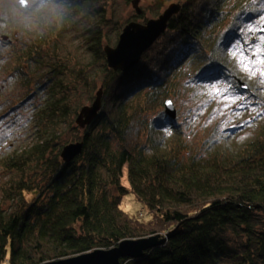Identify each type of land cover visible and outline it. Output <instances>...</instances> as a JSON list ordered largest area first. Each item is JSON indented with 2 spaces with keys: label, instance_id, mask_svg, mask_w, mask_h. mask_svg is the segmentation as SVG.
Instances as JSON below:
<instances>
[{
  "label": "trees",
  "instance_id": "1",
  "mask_svg": "<svg viewBox=\"0 0 264 264\" xmlns=\"http://www.w3.org/2000/svg\"><path fill=\"white\" fill-rule=\"evenodd\" d=\"M51 1L58 12L24 43L16 69L28 59L39 63L32 55L62 33L103 18L110 0ZM258 1L178 0L180 11L135 67L115 71L104 63L97 118L78 125V139L62 145L61 124L79 110L59 90L67 86L63 80L57 92L56 84L48 86L33 109L35 140L1 159L10 175L2 195L16 206L0 208V264H43L171 231L120 264H264V125L236 152L212 150L214 139L205 152H194L164 107L188 67L197 81L220 72L226 37L234 36L236 21L254 15ZM36 3L28 9L39 25L43 7ZM92 37L106 61L101 29ZM74 141L83 142L82 151L64 162L61 148ZM128 194L144 211L123 208Z\"/></svg>",
  "mask_w": 264,
  "mask_h": 264
},
{
  "label": "rangeland",
  "instance_id": "2",
  "mask_svg": "<svg viewBox=\"0 0 264 264\" xmlns=\"http://www.w3.org/2000/svg\"><path fill=\"white\" fill-rule=\"evenodd\" d=\"M27 1L28 6L25 8L18 0L0 1V208L5 210L16 205L2 195L1 187L10 175L1 166V159L35 140L37 133L33 124V109L45 96L48 86L56 84L58 79L63 80L69 88L64 86L59 89L56 84L55 91H65L70 96L72 109L78 111L83 105L92 102V97L102 84L104 63H107L96 54L93 31L101 29L103 45H115L122 27L128 21L142 22L157 17L170 3L178 2L138 0L137 6L143 15V18H139L133 1L110 0L103 18L95 17L62 33L40 55H32L39 63L28 59L22 62L20 69H16L15 56L25 47L24 43H29L35 32L48 25L52 15L59 9L58 4L51 0ZM34 1H38L36 9L43 7V23L39 25L32 10L28 9ZM253 18V27L258 29L264 26V0L258 1L254 15L236 21L232 27L235 29L234 36L239 28L243 38L251 40L252 33H248L244 21ZM259 34L256 33L257 36ZM2 35H7L9 40L2 39ZM225 45L220 50L221 70L214 78L207 81L200 77L197 81V76L193 75L195 69L189 70L188 67L177 94L170 96L176 108L173 124L184 130V137L194 152H205L212 139L215 140L210 145L212 150L220 147L236 152L248 141L255 139L260 127L264 125V83L260 82L259 74L250 76L243 71L242 65L237 64L236 57L230 54ZM235 47H239V44ZM261 58L264 59V54H261ZM212 84L220 90V96L213 95L215 89H212ZM224 95L229 99L224 100ZM76 116L71 114L69 123L61 124V145L67 140L78 139L81 128L75 121ZM123 182L127 184L125 176ZM125 198L122 206L127 212L134 214L143 210L139 200L132 194ZM261 217L264 220V215Z\"/></svg>",
  "mask_w": 264,
  "mask_h": 264
},
{
  "label": "water",
  "instance_id": "3",
  "mask_svg": "<svg viewBox=\"0 0 264 264\" xmlns=\"http://www.w3.org/2000/svg\"><path fill=\"white\" fill-rule=\"evenodd\" d=\"M135 11L138 15L142 10L137 6L138 0H132ZM21 6L28 4L27 0H18ZM181 9L179 2L170 3L157 17L145 21L130 20L123 27L118 35L115 45L106 44L104 53L107 66L115 71H127L135 67L143 53L164 33L168 27L169 20ZM2 39L9 40L7 35ZM103 90L100 87L95 98L90 104L83 105L75 118L77 125L84 127L92 123L102 108ZM165 112L175 118L176 108L171 98L164 103ZM83 148V142L74 141L62 146L60 157L68 162L78 155ZM171 232L159 239V234L139 238H126L111 248H97L75 256L58 260L47 261L43 264H120L123 258H138L151 247L163 243L171 236Z\"/></svg>",
  "mask_w": 264,
  "mask_h": 264
},
{
  "label": "snow or ice",
  "instance_id": "4",
  "mask_svg": "<svg viewBox=\"0 0 264 264\" xmlns=\"http://www.w3.org/2000/svg\"><path fill=\"white\" fill-rule=\"evenodd\" d=\"M255 18L253 20H245L244 25H247L248 33H252V39L243 38L241 30L236 29V35L232 40H228L226 37V48L230 50V54L237 59V64L242 65V70L248 73L250 76H255L259 74L261 77V83H264V59L261 58V54H264V26L260 28H255L254 24ZM243 26V25H242ZM260 34L257 36L256 33ZM239 44V47H235ZM212 89H215L213 95L220 96L221 92L216 88L215 84L211 85ZM227 92V89H225ZM224 100H228L227 95L223 96ZM234 100V98H232ZM225 107H228L225 104ZM248 123V122H246ZM241 127L243 125H240Z\"/></svg>",
  "mask_w": 264,
  "mask_h": 264
}]
</instances>
